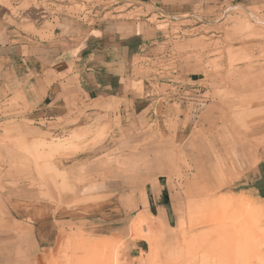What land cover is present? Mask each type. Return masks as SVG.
<instances>
[{"label":"crops","instance_id":"1","mask_svg":"<svg viewBox=\"0 0 264 264\" xmlns=\"http://www.w3.org/2000/svg\"><path fill=\"white\" fill-rule=\"evenodd\" d=\"M127 2L166 24L227 6L264 7V0ZM149 15L88 24L62 10L32 5L14 12L0 5V156L18 162L19 140L73 133L93 141L106 127L103 139L57 157L55 171L35 166L44 186L70 191L61 204L48 194L40 199L39 192L1 193L11 222L22 227L8 239L5 254L12 261L27 255L28 264H36L71 233L120 240L123 255L138 259L149 246L134 236L139 219L152 223V230L162 226L165 234L177 230L183 202L173 177L180 158L189 175L201 176L187 186L192 197L217 186L233 197L264 200V126L246 137L230 130L231 114L207 97L213 89L193 62H177L168 74L160 67L158 74H141L140 68L171 56L169 28L151 23ZM9 121L16 127L6 131ZM21 238L28 249L19 247Z\"/></svg>","mask_w":264,"mask_h":264},{"label":"rangeland","instance_id":"2","mask_svg":"<svg viewBox=\"0 0 264 264\" xmlns=\"http://www.w3.org/2000/svg\"><path fill=\"white\" fill-rule=\"evenodd\" d=\"M18 1L20 4L16 5ZM79 1L0 0V5L14 12L36 5L69 13L79 9L75 7ZM116 1L121 6L117 11L125 13L121 19L144 18L150 14L149 9L130 12L132 7L129 8L126 0ZM149 18L151 23L169 28L166 34L171 56L163 59H169V62L140 68L141 74H158L159 67L168 74L177 70L179 62H193L195 70L203 73L205 82L213 89L212 95L207 97L217 101L231 114L230 130L239 137H246L255 127L264 126V7L237 9L227 6L195 20L185 17L167 24L159 22L155 15ZM238 118L242 121L235 123ZM5 126L4 130H10L16 127V122L9 121ZM105 134L106 127H103L93 141L79 137L77 147L69 151L49 145L37 147V144L43 140L70 138L73 133L69 136L38 137L29 144L19 140L20 155L23 156L18 162L6 161L0 156L2 264H28V257L18 255L12 261L11 255L5 254L11 246L8 239L16 235V230L21 232L22 227L11 222L1 193L15 188L39 192L40 199L44 196L50 198L47 194L55 196L59 201L63 193L70 191L47 184L44 186L35 166L44 172L55 171L53 162L57 157L83 151L94 141L103 139ZM177 166L178 171L173 178L176 189L180 191L179 201L183 202L178 205L177 230L167 234L162 226L152 230L153 224L142 219L133 224L135 238L148 242L146 254L129 260L122 253L120 240L95 239L96 242L86 235L71 233L55 252L40 256L36 264H264V200L256 201L242 195L233 197L217 186H212L205 195L196 194L194 198L187 186L193 180L200 183L201 176L188 174L191 170L184 158L178 160ZM143 227H147L146 233ZM18 245L24 249L30 247L26 238L19 239Z\"/></svg>","mask_w":264,"mask_h":264},{"label":"built area","instance_id":"3","mask_svg":"<svg viewBox=\"0 0 264 264\" xmlns=\"http://www.w3.org/2000/svg\"><path fill=\"white\" fill-rule=\"evenodd\" d=\"M127 5L129 8L132 7V11L140 9L132 2H127ZM75 7L79 9L69 12L70 15L88 24L121 19V16L125 14L124 11H117L121 6L119 7V1L116 0H80Z\"/></svg>","mask_w":264,"mask_h":264},{"label":"bare ground","instance_id":"4","mask_svg":"<svg viewBox=\"0 0 264 264\" xmlns=\"http://www.w3.org/2000/svg\"><path fill=\"white\" fill-rule=\"evenodd\" d=\"M94 133H95V131H94ZM78 139H79V136L74 134L70 138H68V137L58 138V139H52L50 141L49 140L48 141L43 140V141L38 142L39 144H37V147L49 145L50 147H57L58 149L63 150V151H69L72 148L77 147L76 145H77ZM76 149H74V150H76Z\"/></svg>","mask_w":264,"mask_h":264}]
</instances>
